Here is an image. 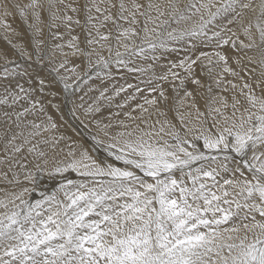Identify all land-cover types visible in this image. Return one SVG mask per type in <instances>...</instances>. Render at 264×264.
<instances>
[{
  "label": "snow or ice",
  "instance_id": "1",
  "mask_svg": "<svg viewBox=\"0 0 264 264\" xmlns=\"http://www.w3.org/2000/svg\"><path fill=\"white\" fill-rule=\"evenodd\" d=\"M0 29V264H264V0H0Z\"/></svg>",
  "mask_w": 264,
  "mask_h": 264
},
{
  "label": "bare ground",
  "instance_id": "2",
  "mask_svg": "<svg viewBox=\"0 0 264 264\" xmlns=\"http://www.w3.org/2000/svg\"><path fill=\"white\" fill-rule=\"evenodd\" d=\"M9 23H13L14 25H11V26H18V27H20V26H22L21 24H20V20H19V18L17 17L15 20H13L12 18H9ZM19 23V24H18ZM13 27V28H14ZM16 29L17 30H19V28H17L16 27ZM4 36V35H3ZM12 38V37H11ZM1 39V38H0ZM13 39V38H12ZM4 40V39H3ZM14 40V39H13ZM9 50V49H8ZM10 54V53H9ZM172 58H174V57H168V59H172ZM16 59V58H15ZM164 63H166V61L165 60H161L160 61V64H164ZM37 70H39V69H36V70H34V71H37ZM156 71H157V73H159V72H161V71H163V69H161L160 67H157L156 68ZM113 73L115 74V78H116V80H119V75H120V73L117 71V69H115V68H113ZM121 83L123 82V81H120ZM98 83V82H97ZM62 100V99H61ZM61 100H58V98L56 97L55 98V100L53 101L54 103H56L57 104V101H59L60 103H61ZM76 102L77 103H79V101L78 100H76ZM70 104V103H69ZM69 104H67V106H65L64 104L63 105H61V111L60 112H55V111H53V110H51L50 109V111H52V114L56 117L55 119H56V122L58 123V125H60V128H61V130L63 131V125L64 126H66L65 125V123L68 125V127H69V129L70 130H72V131H70V132H72V134H73V136H72V138H75V139H77V140H80L81 139V135L83 134V127H82V125H80V123L79 124H77L76 123V119L75 118H73L72 116H71V110L70 109H72V105L71 106H69L68 107V105ZM78 115H79V112L77 113ZM61 121V122H60ZM78 121V120H77ZM63 122V123H62ZM68 130V129H67ZM69 131V130H68ZM74 132V133H73ZM69 136V135H68ZM45 180V181H44ZM44 182V183H43ZM40 183L42 184L41 186H42V188H51V186H52V182L51 181H49V180H47V178H42L41 179V181H40ZM49 183V184H48ZM46 184H48V186L47 187H45L46 186Z\"/></svg>",
  "mask_w": 264,
  "mask_h": 264
},
{
  "label": "rangeland",
  "instance_id": "3",
  "mask_svg": "<svg viewBox=\"0 0 264 264\" xmlns=\"http://www.w3.org/2000/svg\"><path fill=\"white\" fill-rule=\"evenodd\" d=\"M11 25H14L13 23H10ZM19 24V23H18ZM21 24V23H20ZM14 26H12V28H13ZM16 27L17 28H19V30L18 31H22V29H23V26H20V27H18V26H15L14 27V29H16ZM4 32H3V30L2 29H0V49H3V50H5L6 52H7V58L8 59H15L16 57L13 55V52H12V50L10 49V46L7 44V42H6V40L4 39ZM11 38V37H10ZM14 40L16 39L15 37H12ZM11 38V39H12ZM4 39V40H3ZM9 49V50H8ZM10 53V54H9ZM4 61H3V59H0V64H2ZM36 70V69H35ZM112 71H113V69H112ZM37 72H39V70H37ZM40 74L41 75H43V73L42 72H40ZM57 98H58V100H61L62 98L61 97H59V96H57ZM73 99H75V98H73ZM57 104H60V105H63V103H60L59 101H57ZM72 104L70 103L69 105H68V107L69 106H71ZM71 110V109H70ZM71 114V116L73 117V118H75L73 115H72V113H70ZM55 117V116H54ZM56 118V117H55ZM76 119V118H75ZM61 122V121H60ZM63 123V122H62ZM76 123L77 124H79L80 122H79V120L77 121V119H76ZM65 125L66 126H62L63 127V131L61 130V128H60V131L61 132H63L65 135H69L70 137H72L73 136V134H72V132H70V131H72V130H70L69 129V127H68V125L65 123ZM69 131H68V130ZM74 133V132H73ZM72 139H74V140H77V139H75V138H72ZM45 181V180H44ZM44 183V182H43ZM49 184V183H48ZM48 184H46V186L45 187H47L48 186ZM42 185V184H41ZM42 187V186H41Z\"/></svg>",
  "mask_w": 264,
  "mask_h": 264
}]
</instances>
